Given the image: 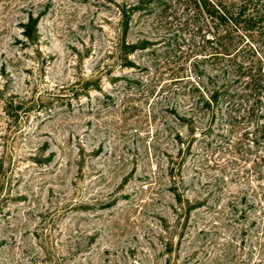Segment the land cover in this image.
Listing matches in <instances>:
<instances>
[{
  "label": "rangeland",
  "instance_id": "1",
  "mask_svg": "<svg viewBox=\"0 0 264 264\" xmlns=\"http://www.w3.org/2000/svg\"><path fill=\"white\" fill-rule=\"evenodd\" d=\"M136 1L0 0L4 264L264 262L261 148L242 119L189 110L195 76L162 53L152 18L136 13L123 41ZM143 37L126 65L124 42ZM174 188L201 202L184 226Z\"/></svg>",
  "mask_w": 264,
  "mask_h": 264
},
{
  "label": "trees",
  "instance_id": "2",
  "mask_svg": "<svg viewBox=\"0 0 264 264\" xmlns=\"http://www.w3.org/2000/svg\"><path fill=\"white\" fill-rule=\"evenodd\" d=\"M136 13L152 18L162 27L165 33L160 41L162 53L172 57L171 62L187 66L195 76L196 85L191 92L194 99L189 110L242 119L250 127L245 136L249 135L251 143L261 148L260 160L264 161V0H137L120 9L123 41ZM22 27L27 40L37 38V18L30 16ZM149 43L146 37L124 42L126 65H134L127 60L129 54L148 48ZM171 111L177 124L187 126L192 133V115L186 117L173 108ZM175 137L182 142L180 133ZM172 195L178 221L183 218L184 226L201 202L186 197L176 188ZM93 236L86 235V242H92ZM12 242L0 239V250ZM165 250L170 251V246ZM27 259L15 264H24ZM262 261L258 264H264ZM169 263L167 258L166 264ZM0 264H4L2 260ZM53 264L59 262L54 260Z\"/></svg>",
  "mask_w": 264,
  "mask_h": 264
}]
</instances>
